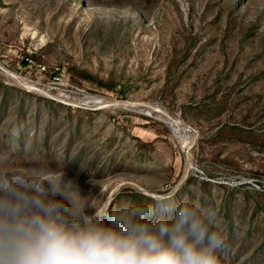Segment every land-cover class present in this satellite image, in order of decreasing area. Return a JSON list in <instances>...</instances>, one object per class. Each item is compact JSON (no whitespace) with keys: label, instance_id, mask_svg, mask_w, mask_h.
<instances>
[{"label":"rangeland","instance_id":"1","mask_svg":"<svg viewBox=\"0 0 264 264\" xmlns=\"http://www.w3.org/2000/svg\"><path fill=\"white\" fill-rule=\"evenodd\" d=\"M0 157L88 213L198 201L264 264V0H0Z\"/></svg>","mask_w":264,"mask_h":264},{"label":"clouds","instance_id":"2","mask_svg":"<svg viewBox=\"0 0 264 264\" xmlns=\"http://www.w3.org/2000/svg\"><path fill=\"white\" fill-rule=\"evenodd\" d=\"M65 175L0 157V264H222L227 237L198 201L157 196L109 213L101 200L88 213L77 193H67L74 206L57 197Z\"/></svg>","mask_w":264,"mask_h":264}]
</instances>
